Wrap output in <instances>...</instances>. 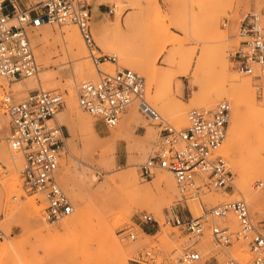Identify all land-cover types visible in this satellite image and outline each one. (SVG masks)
<instances>
[{"label": "rangeland", "instance_id": "rangeland-1", "mask_svg": "<svg viewBox=\"0 0 264 264\" xmlns=\"http://www.w3.org/2000/svg\"><path fill=\"white\" fill-rule=\"evenodd\" d=\"M30 1L22 0L26 4ZM145 1L124 0L118 3L117 0H86L92 12L93 36L98 47L100 46L99 50H95L96 54L107 53L118 57L117 64L106 62L101 65V68L106 71L112 68L110 72H114L117 68L127 67L125 63L128 61L135 63L145 58V54L150 60H156L155 70L158 75L155 80L149 79L138 69L128 68L146 78L147 99L165 119L179 128L187 126L189 111L193 108L204 107L196 103L194 93L199 92L200 89L212 91L221 86L224 81L223 76L218 72L214 52H212L220 47L218 45L221 42L218 30L213 26V22L218 21L219 31L227 33L228 36V44H226L228 46L225 45L221 49L229 63V70L231 72L234 70V73L243 77H251L252 81L253 96L245 107V118L240 125L245 149L243 155L235 151L232 159L224 154L234 173L232 186L227 189L209 190L202 194L200 199L189 200L188 205L196 216L222 202L245 199L254 221H263L264 201L255 206L253 202L242 196L236 185L239 181L237 179L239 169L244 167L243 170L251 172L250 170L254 167H260L262 175L253 179L252 187L255 191L264 192V87L259 91L256 87L260 83L259 80L239 72L230 56L240 43L238 27L241 18L246 13L259 14L264 29V0H158V5L148 4ZM20 5L23 8V5ZM226 21L227 25H224ZM160 23L169 25L173 35L183 41V46L165 45L158 34ZM118 24L121 26L120 29L117 28ZM66 25L78 28L74 23L51 25L50 28L58 34ZM101 26H105L107 31ZM84 44L89 61L96 68L85 41ZM32 47L35 52L39 46L32 41ZM55 47L59 50V54L54 55L45 68V71L55 73L53 80L55 87L47 90L63 94L65 102L60 109V112H63L67 109L68 81L77 80L75 90L78 94V86L85 79L78 77L71 58L64 59L61 43L57 42ZM207 55L213 58L210 56L206 59ZM173 56L176 57L173 62H170L169 58ZM191 56L193 57L192 64L187 74L185 65L189 64ZM199 56L204 57L205 65L195 72ZM37 62L41 69L38 59ZM99 77L98 73L95 78L90 79ZM205 79L208 83L204 82ZM28 80L29 78H22L10 82H21L27 85ZM35 84L39 85V82L36 81ZM36 89L25 87L23 94L18 95L11 88L0 85V116L8 118L0 129V145L5 144L11 159L19 162L23 189V192L19 194H17L18 191H13L8 202V192L0 182V229L5 232V237L0 238V241L9 242L7 246L0 248V264H119L118 242H121L123 249L128 252V264H131L134 254L143 249L155 250L160 262L172 264V259L192 243L188 232L164 223L165 211L176 204L180 193L177 186L173 191L157 187V178L163 173L173 177L174 175L169 170L157 169L152 178L145 179L138 169V166L147 160L157 148L160 129L156 122L142 113L139 117L135 116L130 120L129 115L133 110L140 111L136 103L128 108L118 125L111 129H101L96 118L82 108L80 109L87 115V118L78 122L72 131L68 130L58 115L53 118L51 123L63 125L68 138H66V147L61 161L60 176H67L74 181L81 196L73 195L60 181L75 206L73 214L67 218L85 210L82 222L66 230L63 227V221L67 218L54 223L45 219L46 201L42 196L25 187L22 176L24 155L22 152L13 150L8 142L11 120L2 105L3 94L8 92L15 99L22 100ZM227 99L225 97L224 100ZM230 103L233 117L234 105L233 102L230 101ZM217 104L207 108H214ZM181 108L184 112L183 117L178 112ZM90 123L96 126L97 134L92 132ZM230 127L231 121L228 130ZM0 160L2 162L1 176L7 173L8 164L1 153ZM126 171L136 172L141 193L134 192L117 179L118 175ZM257 181H262L263 184L258 186ZM30 197H35L37 205L43 206L38 220L32 218L29 211L21 205H15L19 201L24 202L25 200L26 202ZM15 200L18 201L15 203ZM143 212L153 214L160 221V227L150 223L146 224V226H151L152 230L151 232L145 230V234L139 220ZM185 213L188 215L187 208H185ZM218 223L229 226L233 231H236L239 226L238 218L234 213L227 218L218 219ZM45 225L51 226L52 231L43 236L36 230ZM123 231L124 234H122ZM131 231L137 234L135 240L124 237ZM207 237L209 241L204 244L202 241ZM195 247L203 254V260L197 264H225L231 257L245 261L251 258L249 248L243 241H234L226 247L218 246L208 228Z\"/></svg>", "mask_w": 264, "mask_h": 264}, {"label": "built area", "instance_id": "built-area-1", "mask_svg": "<svg viewBox=\"0 0 264 264\" xmlns=\"http://www.w3.org/2000/svg\"><path fill=\"white\" fill-rule=\"evenodd\" d=\"M17 3L23 8H18ZM91 16L86 0H31L28 4L22 0H0V80L14 81L38 73L30 30L42 24H76L100 75L98 79L83 80L79 84L80 107L95 117L99 125L111 129L136 103L142 114L159 126L157 148L138 169L145 179L152 178L157 169L169 170L175 177L180 197L165 211L164 223L188 232L192 243L171 263L201 262L202 251L195 246L208 228L218 246L243 241L249 248L251 258L248 261L231 257L225 264H264V220L254 221L245 199L222 202L196 216L188 205L189 200L200 199L209 190L232 186L234 173L222 153L232 117L230 101L224 100L214 108H193L189 111L187 126L173 125L148 101L143 75L128 67L117 68L114 72L101 68L106 62L117 64L118 57L96 54L99 47L91 29ZM238 35L241 40L231 53V61L239 72L259 80L256 87L261 91L264 87V29L260 15L246 13L239 22ZM64 102L62 93L45 89L33 90L22 100L8 92L2 96V105L11 120L9 145L24 155L25 187L46 201L45 219L53 223L71 216L75 210L59 180L66 132L63 125L51 123ZM257 184L261 186L263 182L257 181ZM231 213L238 218L236 231L218 223V219L227 218ZM139 220L144 231L146 224L161 225L148 212H143ZM4 237L5 232L0 229V238ZM124 237L135 240L137 234L131 231ZM158 256L153 249H143L134 254L130 263L164 264Z\"/></svg>", "mask_w": 264, "mask_h": 264}, {"label": "bare ground", "instance_id": "bare-ground-1", "mask_svg": "<svg viewBox=\"0 0 264 264\" xmlns=\"http://www.w3.org/2000/svg\"><path fill=\"white\" fill-rule=\"evenodd\" d=\"M117 1H118V3L124 2V0H117ZM145 2L148 4L158 5V0H146ZM17 6H18V8H21V5H19L18 3H17ZM50 26H51L50 24H42L40 27L30 30L31 42L33 41V43H35L37 46H39L37 48V50L34 52V53H36V58L41 63V67H40L41 69H39L38 73L35 76L29 77L27 85H25L21 82L11 83L10 81L5 80V79L0 80V85L5 86L6 88H8V87L11 88L18 95L23 94V89L25 87L29 88V89H36V88L45 89V90L53 89L55 87V84H53L55 73L54 72L49 73V71L48 72L45 71V68L51 62L52 57L54 55L59 54V50L56 49L57 46L55 47V44L57 42H60L62 47H63L62 52L64 53V56H65L64 59L71 58V61L74 62V65H73L74 71L78 74L79 78H82L85 80H89L92 77L95 78L96 74H98L97 70H96L97 68H95L93 66V64L89 61V55L87 53L86 46H85L84 41H83V39L79 33L78 28L76 26L66 25L65 28H62L58 34H55L53 32L52 28H50ZM213 26L215 29L218 30L219 40L221 42H220V45H218V47L219 46L220 47L216 48L214 51L212 50V52H214L213 56H214V61L216 62V65H217L218 70H219L218 72H220V74L223 76L224 81H223V84L221 86L216 87L213 90L211 89L212 91H208L207 88H206L207 91L205 89H200L199 92L196 91L194 93V100L196 101V103L198 105H201L204 107H212L217 103L219 104L220 102L224 101L225 97L228 98L227 100H230L231 102H233L234 111H233V117L231 120V127L228 130L227 139H226V142L222 148V153L231 157V159H232L233 153L235 151H239L241 155L244 154L245 146L243 144L242 129H241L240 125H241V122L245 118V107L250 102L249 101L250 98L253 96V93H252L253 87H252V81L250 79L251 77L250 78L243 77L237 73H234V70L232 72L229 70V67H228L229 63L227 62L225 53L221 49V48H223V46L225 47V45L228 44L227 33L219 31L218 21H214ZM101 27L103 28V30L107 31L106 30L107 28L105 26H101ZM117 28L118 29L121 28L120 24L117 25ZM158 34H159L160 39L165 43V45L166 44H178L179 47L181 45L183 46V44H182L183 41L179 40L178 38H176L173 35L170 26L167 24H161L160 23L158 25ZM226 46H228V45H226ZM209 54H211V53H209ZM117 55H119V54L117 53ZM145 55H146L145 58H143L139 61H136L135 63L128 61L127 63H125V66L132 67L134 69H138L142 73H144V75L148 76L149 79L155 80V78L158 75L157 71L155 70V63H156L155 61L156 60H150L148 58V55L147 54H145ZM210 56L211 55H207L206 59ZM171 57L169 58V61L173 62V60L176 56L175 57L173 56V58H171ZM192 58L193 57L191 56L189 64L185 65L186 66L185 73H187V74L190 71V66L192 64ZM211 58H213V57L211 56ZM209 60H210V58H209ZM170 62H168V63H170ZM210 62H211V60H210ZM212 63H213V61H212ZM213 64H215V63H213ZM177 65H178V63H177ZM204 65H205L204 57L199 56V58L197 60L195 72H198L201 68L204 67ZM108 71H112V68H109ZM36 81L39 82V85L37 84L38 86L35 84ZM204 82H206V79L204 80ZM76 83H77L76 79H70L68 81V83H67V91H68L67 109H66V111H63V112L59 111L56 114V115H58V117H60L63 124L66 125V127L68 128L69 131L74 130L75 126L77 125L78 122H81L87 118V115L85 113H83V111H81V109H80L81 107L79 105L78 95H77V92L75 90ZM206 83H208V82H206ZM197 84H199V83L197 82ZM195 85H196V83H195ZM198 87H200V84L198 85ZM201 87H202V85H201ZM210 88H211V86H210ZM182 109L183 108L178 110L181 117L184 116V112L182 111ZM140 113H142L141 110L140 111L138 109L133 110V112H131L129 115V119L131 120L135 116L139 117ZM7 120H8V118L0 116V129H2L3 124L6 123ZM90 128L94 134H97V128L94 124L90 123ZM128 128H130V127H128ZM0 153L4 156V158L8 164L7 173L1 174L0 182H1V185L4 187V189L8 192L7 199L9 202V200L11 198V193L13 191H18L17 194H19V192L20 193L23 192L22 183H21V179H20V167L21 166H20L19 162L11 159V156L9 155L8 148L5 144L0 145ZM233 162H234V159H233ZM239 164H241V163H239ZM256 164H258V163H256ZM256 166H258V165H256ZM70 168H72V167L70 166ZM243 168L239 169V172H237V173H239V177L237 178V179H239V181L236 185V188L242 194V196H244L246 199L253 202V204L255 206H258L261 202L264 201V192L255 191L252 187L253 186L252 181L254 178L262 175V172H261L262 170L260 167H254L253 170H250L251 172H248V171L243 170ZM137 176L138 175L136 174L135 171H126V172L118 175L117 179H119L123 184H125L127 187H129L134 192L141 193L142 190H141V187L139 186ZM261 177H263V176H261ZM59 179L61 182H63L65 184V186L71 191V193L73 195L81 197L79 192L77 191V186H76L74 181L69 179L67 176H60ZM156 186L159 188L164 187L166 189V191H169V190L173 191V189H175V187L177 185H176V180L172 175H169L167 173H163L157 178ZM16 201H18V200H15V203H16ZM15 205L16 206L21 205L22 207L27 209L29 211L31 217L34 218L35 220L39 219V217L41 216V211L43 209L42 205H37L35 197H30L26 202H25V200H24V202L19 201ZM84 211L82 210L79 213H75L71 218L65 219L63 221V227L66 230H70L72 227H74V225L77 226L79 223H81L85 217ZM44 223H45V220H44ZM39 227H41V226H39ZM36 231L40 235L44 236V234L51 233L52 227L49 225H45L44 227H41V228L37 229ZM143 232L146 234L145 231H143ZM208 239L209 238L207 237L202 242L204 244H207L209 241ZM8 244H9L8 241H4V242L0 241V248H2L3 246H7ZM118 246H119V253H120L119 264H128V262H127V257H128L127 250L123 249V244L121 242H118Z\"/></svg>", "mask_w": 264, "mask_h": 264}, {"label": "crops", "instance_id": "crops-1", "mask_svg": "<svg viewBox=\"0 0 264 264\" xmlns=\"http://www.w3.org/2000/svg\"><path fill=\"white\" fill-rule=\"evenodd\" d=\"M100 126V128L101 129H105V127L104 126H102V125H99ZM144 229L146 230V231H149V232H151V230H152V227L151 226H145L144 227Z\"/></svg>", "mask_w": 264, "mask_h": 264}]
</instances>
